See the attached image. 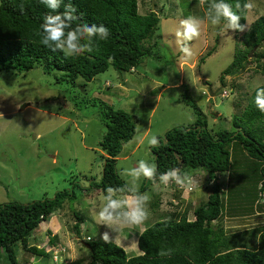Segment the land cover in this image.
<instances>
[{
  "label": "rangeland",
  "instance_id": "obj_1",
  "mask_svg": "<svg viewBox=\"0 0 264 264\" xmlns=\"http://www.w3.org/2000/svg\"><path fill=\"white\" fill-rule=\"evenodd\" d=\"M191 1L139 0V11L143 15L153 11L155 5L159 8L164 5L165 12L160 13L158 31L147 45L156 57L146 58L138 72L120 74L111 66L86 83L85 91L80 86L84 84L82 79L74 86L68 78H63V73L48 74L41 67L29 72L0 73V204H27L54 198L58 192L72 190L75 183L82 188H75L77 199L66 202L64 208L54 213L29 239L31 246L45 244L46 252L61 246L65 250L61 264L80 261L88 264L90 252L83 242H87L88 237L99 241L101 234L108 230L95 223L93 211L104 193L95 189L85 192L93 180L98 183L102 179L104 153L99 142L106 133L101 112L103 103L136 118L135 136L124 144L118 159L117 168L122 169L133 167L140 159L156 163L152 148L144 138L151 135L163 138L174 128L191 127L196 122L193 110L186 104L188 97L204 112L210 128L223 130L232 128L233 116L253 104L256 89L264 86V74L253 62L254 56H250L257 48L246 47L242 41L238 45L236 32H225L219 26L208 24V42L199 49V46L193 47V43L203 44L201 29L200 37L190 42L193 56L187 61L181 59L172 29L183 16H204L197 3ZM255 1L251 2L256 6V14L263 16L264 0ZM254 17L250 15L251 23ZM246 50L248 69L238 76L228 75L222 81L224 71L239 68L233 63L238 55L244 56ZM256 58L259 60L258 56ZM225 85L229 96L221 94ZM177 101L181 103H175ZM217 114L223 120H219ZM261 127L255 133L264 138V125ZM235 145L231 170L218 181L228 208V213L225 209L218 223L223 224L227 232L264 224V197L260 192L262 163L244 151L241 144ZM183 172L190 173L197 181L192 192L175 183L164 185L158 193L155 187L160 188L159 184L147 187L149 219L140 228L125 229L122 233L125 238L122 248L131 256L140 254L139 247L132 244L138 243L144 229L174 213L189 212L188 218L193 220L195 209L208 202L213 182L205 171L199 168ZM147 182L142 180L140 189L147 186ZM236 211L238 216H244L239 221L235 220L238 216L233 217ZM75 212L84 219L80 236L74 229L78 222ZM214 224L216 226L217 222ZM50 228H54L57 235ZM47 237L53 240L52 244L46 241ZM17 259L18 264H53V255L49 259L39 258L23 248H19Z\"/></svg>",
  "mask_w": 264,
  "mask_h": 264
},
{
  "label": "trees",
  "instance_id": "obj_2",
  "mask_svg": "<svg viewBox=\"0 0 264 264\" xmlns=\"http://www.w3.org/2000/svg\"><path fill=\"white\" fill-rule=\"evenodd\" d=\"M71 2L76 9L75 15L79 18L76 23L104 24L110 31L109 38L99 42L91 53L66 58L62 53L52 52L42 46L39 37L35 35L49 11L39 0H0V73L29 72L41 67L48 74L54 71L63 73V78H68L69 83L74 86L82 79L84 84L80 86L85 91L86 83L107 72L111 66L120 74L133 73L146 58L156 57L147 45L155 37L160 19L155 12L141 14L139 0ZM226 2L232 4L236 10L237 0ZM239 2L243 4L245 0ZM203 7L206 12L207 4ZM60 11H63V6ZM240 14L241 23H246L247 13ZM238 34V45L242 41L246 47L257 48V52L253 54V62L264 74V15L255 21L249 31L241 36ZM157 44L158 42L155 46ZM247 52L244 51V56L236 57L233 66L239 68L235 71H224L222 81L228 75L238 76L248 69L249 58L245 56ZM224 92L229 96L226 85L221 94ZM254 95L255 93L252 97ZM188 101L186 104L193 110L196 122L191 127H178L168 131L163 138L159 137L160 146L152 147L151 150L155 156L158 174L173 167L180 168L182 172L199 168L204 170L208 179L213 182L208 202L195 209L193 220H189V212L174 213L170 218L161 219L146 228L138 237L139 255L131 256L122 247L88 237L87 242H83L90 252L91 261L88 264H264V224L248 230L227 232L223 224L218 223L224 217L225 209L228 213L224 203L225 194L218 181L231 170L232 148L235 144H241L242 149L252 158L261 161L263 179L260 192L261 197H264V138L257 137L255 133L257 129L263 128L261 126L264 125V114L256 108L250 109L254 107L250 104L244 111L233 116L232 128H210L201 108L190 97ZM101 112L106 126V133L99 142L104 153L103 174L101 181L97 183L93 180L89 190L85 192L95 189L104 193L107 187H118L124 183L117 173L118 158L124 144L130 142L136 133L137 122L133 115L105 103L102 104ZM219 120H223L222 116H219ZM152 184L159 182L148 181L147 186L144 185L140 191L145 192ZM74 185L72 190L58 192L54 198H44L27 204H0L2 264H18L19 248L39 258L49 259L52 256L45 251V244L40 247L31 246L29 239L34 232L48 223L54 213L62 210L66 202L77 199L74 189L81 187L77 183ZM75 215L78 222L74 229L76 235L80 236L84 219L80 213L75 212ZM237 216L238 213L233 217ZM243 217L239 215L235 220L239 221ZM50 229L55 231L54 228ZM54 234L57 235L55 232ZM46 241H49L48 237ZM52 241L49 242L52 244ZM169 248L173 250L172 255H159L161 249Z\"/></svg>",
  "mask_w": 264,
  "mask_h": 264
},
{
  "label": "clouds",
  "instance_id": "obj_3",
  "mask_svg": "<svg viewBox=\"0 0 264 264\" xmlns=\"http://www.w3.org/2000/svg\"><path fill=\"white\" fill-rule=\"evenodd\" d=\"M39 2L49 11L35 31V35L39 37L40 44L52 52H60L66 58L77 57L93 52L99 42L106 41L110 36V31L104 24L76 23L79 18L75 15L76 9L71 0L67 3L65 0ZM199 3L201 6L207 4L203 17L189 15L180 19L172 29L175 45L182 54L181 59L185 61L193 56L190 42L200 37L201 29L206 23L222 27L225 32L231 30L244 33L249 30V25L241 23L240 13L250 12L254 8L251 0H245L243 4L237 0L236 10L226 0H199ZM62 6L63 11H60ZM252 103L261 114H264V88L256 89ZM137 132H140L139 128ZM144 139L150 148L160 146L161 141L156 135ZM117 173L123 178L124 183L118 187H107L93 210L95 223L108 229L101 234V239L104 243L117 247H123L122 239L125 238L122 233L125 229L140 228L150 217L148 207L150 195L140 191L142 180L159 182L166 187L175 183L188 192H192L197 184L193 175L182 172L180 168H169L158 174L156 163L145 159L138 160L131 168L118 167ZM112 233H115V236ZM132 245L138 247V243ZM172 252L170 248L161 249L159 255L166 257L172 255Z\"/></svg>",
  "mask_w": 264,
  "mask_h": 264
},
{
  "label": "crops",
  "instance_id": "obj_4",
  "mask_svg": "<svg viewBox=\"0 0 264 264\" xmlns=\"http://www.w3.org/2000/svg\"><path fill=\"white\" fill-rule=\"evenodd\" d=\"M191 3H197V5L201 8V11L205 14V12H204V7L203 6H201L200 5V3H199V0H192L191 1ZM254 3H256V2H254ZM164 9H165V6L163 5H161V8H159L158 7V5H155V9L153 10V11H155V13L158 15V17H159V15H160V13H163V12H165L164 11ZM182 13H184L183 11H182V9L180 10ZM152 12V11H151ZM251 14H254V18L252 19V21H253V23H251V19H250V15ZM146 15V14H145ZM189 16V15H188ZM195 16V15H194ZM183 17H185V16H183ZM183 17H181V18H179V19H182ZM199 17V16H198ZM203 17V16H202ZM261 17V16H260ZM260 17H258V15L256 14V6L254 5V8L250 11V12H247V16H246V23L249 25V29H250V27L255 23V21L257 20V19H259ZM207 26H208V23H206L203 27H202V33H203V39H204V42H203V44H201L200 42H198V43H193V47H195V46H197V48H198V46H199V49H201L202 48V46H203V48L205 47V44L208 42V40H207V38H206V36H208L207 34L208 33H206L207 31H206V28H207ZM247 32V31H246ZM245 33V32H244ZM241 35H243V33L241 34ZM240 35V36H241ZM236 36H237V32H236ZM204 50V49H203ZM205 62V61H204ZM203 62V63H204ZM143 64V63H142ZM138 72V68L135 70V72ZM181 82V81H180ZM179 82V83H180ZM181 86H182V84H180ZM165 91V88H164V90H162V92H164ZM175 103H181L180 101H177V102H175ZM219 114H217V118H219ZM119 159V158H118ZM159 185L161 186L160 188H157V186L155 187V190L157 191V193L160 191H162V189L164 188V185L163 184H161V183H159ZM158 185V186H159ZM200 190H202L201 188H199ZM196 191H197V189H196ZM98 192V191H97ZM163 193V192H162ZM145 230V229H144ZM143 230V231H144ZM104 231H105V229H104ZM142 233V232H141Z\"/></svg>",
  "mask_w": 264,
  "mask_h": 264
},
{
  "label": "built area",
  "instance_id": "obj_5",
  "mask_svg": "<svg viewBox=\"0 0 264 264\" xmlns=\"http://www.w3.org/2000/svg\"><path fill=\"white\" fill-rule=\"evenodd\" d=\"M224 95H228L227 92H224ZM53 249L54 250L50 252L53 255V264H61L60 260L65 250L60 246L58 248L54 247Z\"/></svg>",
  "mask_w": 264,
  "mask_h": 264
},
{
  "label": "water",
  "instance_id": "obj_6",
  "mask_svg": "<svg viewBox=\"0 0 264 264\" xmlns=\"http://www.w3.org/2000/svg\"><path fill=\"white\" fill-rule=\"evenodd\" d=\"M254 51H255V49H254ZM252 55H253V54H251L250 56H252ZM215 95H216V94L211 93V96L214 97ZM87 247H88V246H87Z\"/></svg>",
  "mask_w": 264,
  "mask_h": 264
}]
</instances>
